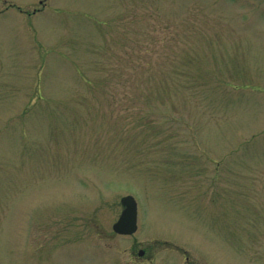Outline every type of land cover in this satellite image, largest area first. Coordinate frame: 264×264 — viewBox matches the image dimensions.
<instances>
[{"label":"rangeland","instance_id":"obj_1","mask_svg":"<svg viewBox=\"0 0 264 264\" xmlns=\"http://www.w3.org/2000/svg\"><path fill=\"white\" fill-rule=\"evenodd\" d=\"M39 1L0 0V264H264V0Z\"/></svg>","mask_w":264,"mask_h":264},{"label":"water","instance_id":"obj_2","mask_svg":"<svg viewBox=\"0 0 264 264\" xmlns=\"http://www.w3.org/2000/svg\"><path fill=\"white\" fill-rule=\"evenodd\" d=\"M123 210L118 220L113 224L112 229L115 233L121 235H130L136 230V203L131 196H125L121 199ZM142 252H139L141 255Z\"/></svg>","mask_w":264,"mask_h":264}]
</instances>
